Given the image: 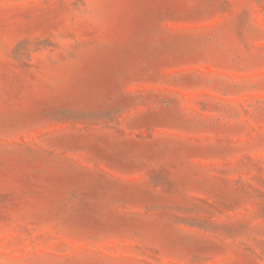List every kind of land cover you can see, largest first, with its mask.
I'll return each instance as SVG.
<instances>
[{
  "label": "rangeland",
  "instance_id": "obj_1",
  "mask_svg": "<svg viewBox=\"0 0 264 264\" xmlns=\"http://www.w3.org/2000/svg\"><path fill=\"white\" fill-rule=\"evenodd\" d=\"M0 264H264V0H0Z\"/></svg>",
  "mask_w": 264,
  "mask_h": 264
}]
</instances>
